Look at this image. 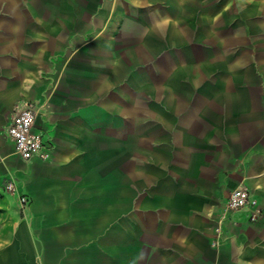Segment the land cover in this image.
Returning a JSON list of instances; mask_svg holds the SVG:
<instances>
[{
	"label": "crops",
	"instance_id": "obj_1",
	"mask_svg": "<svg viewBox=\"0 0 264 264\" xmlns=\"http://www.w3.org/2000/svg\"><path fill=\"white\" fill-rule=\"evenodd\" d=\"M0 264H264V0H0Z\"/></svg>",
	"mask_w": 264,
	"mask_h": 264
},
{
	"label": "built area",
	"instance_id": "obj_2",
	"mask_svg": "<svg viewBox=\"0 0 264 264\" xmlns=\"http://www.w3.org/2000/svg\"><path fill=\"white\" fill-rule=\"evenodd\" d=\"M37 111L32 104L26 105L23 109L16 112L7 129V135L14 144V155L24 161L41 160L49 161L52 157L53 146L46 135L36 129ZM11 191L16 190V184L11 182L8 186ZM19 202L23 209L30 203L27 196H20ZM251 208L250 221L255 222L260 209L258 203L251 196L250 192L239 187L230 192L225 201V210L234 212Z\"/></svg>",
	"mask_w": 264,
	"mask_h": 264
}]
</instances>
